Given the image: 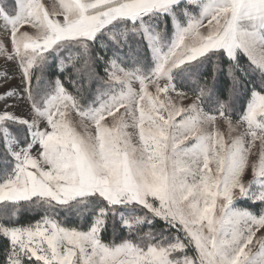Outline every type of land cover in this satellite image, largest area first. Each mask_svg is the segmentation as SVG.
<instances>
[{"label":"snow or ice","instance_id":"obj_1","mask_svg":"<svg viewBox=\"0 0 264 264\" xmlns=\"http://www.w3.org/2000/svg\"><path fill=\"white\" fill-rule=\"evenodd\" d=\"M0 89V264H264V0H0Z\"/></svg>","mask_w":264,"mask_h":264},{"label":"trees","instance_id":"obj_2","mask_svg":"<svg viewBox=\"0 0 264 264\" xmlns=\"http://www.w3.org/2000/svg\"><path fill=\"white\" fill-rule=\"evenodd\" d=\"M50 71L55 72L56 71L55 67H53ZM245 103H246V101H245ZM36 219H39V215L34 211L22 210L20 213V216H19V220L23 224H27L30 222L32 223Z\"/></svg>","mask_w":264,"mask_h":264},{"label":"rangeland","instance_id":"obj_3","mask_svg":"<svg viewBox=\"0 0 264 264\" xmlns=\"http://www.w3.org/2000/svg\"><path fill=\"white\" fill-rule=\"evenodd\" d=\"M49 2H51V0H49ZM0 91H2V89H0ZM24 110H26V108L24 109ZM35 221H33L32 223H34Z\"/></svg>","mask_w":264,"mask_h":264}]
</instances>
